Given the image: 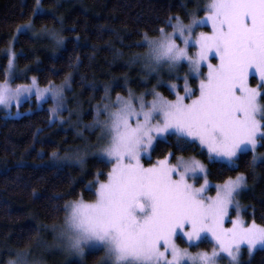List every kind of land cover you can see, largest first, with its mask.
Returning a JSON list of instances; mask_svg holds the SVG:
<instances>
[{
	"label": "snow or ice",
	"instance_id": "obj_1",
	"mask_svg": "<svg viewBox=\"0 0 264 264\" xmlns=\"http://www.w3.org/2000/svg\"><path fill=\"white\" fill-rule=\"evenodd\" d=\"M205 22L211 31L197 35L194 26ZM164 23L157 37L145 33L141 46L147 50L137 59L145 75L156 74L157 84L163 82L160 74L167 72L168 90L175 98L153 86L140 95L130 89L127 98L117 94L113 100L105 87L103 105L95 107L88 125L98 129L95 146L63 159L82 165L91 151L111 168L105 179L98 173L96 183L86 186L95 188L93 200L81 198L64 205L65 220L55 236L56 246L80 257L85 248L102 247L112 264H221L224 256L230 264H239L241 245L247 246L250 256L257 247L264 249V227L240 219L236 196L245 186L243 174L217 184L215 196H207L210 185L200 160L176 156L173 163V152L148 167L142 160L162 139L175 137L179 150L198 144L207 150L209 160L230 165L251 148L255 164L257 145L264 141V0H210L205 18L184 24L177 17L175 23L171 18ZM31 27L29 23L17 31ZM50 35L57 45L63 42L59 33ZM14 57L9 49L0 105L8 108L13 99L19 101L35 89L37 101L51 93L50 111L55 114L63 105L62 87L50 82L40 89L35 78L30 85L12 87ZM185 65L181 92L179 74ZM253 72L258 87L250 86ZM201 174L204 182L196 187L192 181ZM234 203L236 218L226 227ZM209 237L211 251L192 250ZM177 240L186 241V246L180 247ZM7 264L39 262L17 253Z\"/></svg>",
	"mask_w": 264,
	"mask_h": 264
},
{
	"label": "trees",
	"instance_id": "obj_2",
	"mask_svg": "<svg viewBox=\"0 0 264 264\" xmlns=\"http://www.w3.org/2000/svg\"><path fill=\"white\" fill-rule=\"evenodd\" d=\"M195 2L199 0H43L44 5L52 6L51 15L35 13V0H0V83L7 64L6 49L20 26L32 23L41 32H57L63 42L57 45L54 41L55 46L51 42L38 44L27 33L17 35V64L21 69L27 68V74L40 87L70 79L66 98L78 99L85 110V125H89L91 108L103 101L106 86L111 87L112 95L126 96L125 86L139 94L151 85L150 81L143 82L145 74L133 63L146 50L141 46L145 33L149 38L157 37L169 18L175 22L179 17L187 23ZM41 38L45 41L42 43L49 42L46 37ZM191 85L195 88L192 80ZM251 85H257L254 78ZM159 90L172 99L165 88ZM46 106L37 110L35 104L25 102L18 118L0 114V264H7L17 253L31 254L32 261L40 262L51 245L50 240L43 238L44 229L61 227L67 202L93 200L95 188L89 190L86 186L96 183L98 173H103L99 178L105 179L110 170V165L86 158L89 155L84 156L82 165L52 164L53 153L67 154L81 145L76 131L51 121ZM169 152L174 153L172 162L176 156H183L204 163L208 181L214 186L243 174L245 189L238 198L243 221L264 227V141L257 149L261 158L255 164L252 153L245 152L234 166H229L210 162L198 145L179 150L175 137H171L155 145L145 164L154 163ZM177 243L185 246L182 240ZM199 249L211 251L212 245L203 242ZM100 254H88L86 264H95ZM55 260H49V264H61V260ZM241 264H264V249L251 256L243 250Z\"/></svg>",
	"mask_w": 264,
	"mask_h": 264
},
{
	"label": "rangeland",
	"instance_id": "obj_3",
	"mask_svg": "<svg viewBox=\"0 0 264 264\" xmlns=\"http://www.w3.org/2000/svg\"><path fill=\"white\" fill-rule=\"evenodd\" d=\"M42 2H43V0H40V3H39V11L36 12V9H37V0H35V13H47V14H51L52 15L53 14V11H54L53 8H52V6L47 7ZM209 2H210V0H208L206 2H201L200 0H199V2H195V6H194L195 8H194V10H192L191 12H189V20H188V22L187 23H184V24H189L194 19L195 20H200V19L205 18V16H206V5ZM173 23H175V22H173ZM27 24H29V23H27ZM27 24H25V25H27ZM25 25H22L20 27H23ZM31 25H32V23H31ZM17 30H16V32L14 34V39L11 40V42H9L8 48L6 49V50H8V52H7L8 55H9V49H11V51L15 54V57H14V67L11 70L12 75L14 77L12 79V81H11L12 87H16L18 85H20V86L30 85L32 83L33 78H34V77H31V76H29L27 74V71H28L27 68L21 69L18 66V64H17V58H16L17 57V54L15 53V50H14V46H15V44L17 42V35L22 34V33H27L38 44H48V45H50L49 43L51 42L55 46V42H56L55 40L52 39V37L50 35L51 32H48V31L41 32L39 30H36L33 25L31 27V30H26V31H24L22 33L18 32ZM171 30L172 29L170 27L169 32ZM194 31H195V33L197 35L200 32H210L211 31V25L208 24L207 22H205L203 24L195 25L194 26ZM43 36L47 38V40L49 41L48 43H42V42H45L43 40V38H41ZM145 47H146V45H145ZM146 50L144 51V54H145ZM192 51H195V49L193 48ZM8 55H7L6 69L8 67ZM213 62H215L214 58H213ZM133 63L135 65H138V71H141L142 73L145 74V70H144V68L142 66V63H141V61L139 59L135 58L133 60ZM202 67H203V70L206 72L207 71L206 65H202ZM185 71H187V66L186 65H185V68L182 69L181 72H180V74H179L180 77H181V79L179 81V86H180V91L181 92H183V75H184V72ZM253 76H255V73L254 72L252 73V76H250V78H249L250 79V86L251 87H258V83H259L258 78H254L256 80L257 85H255V86H252L251 85V80L253 79ZM145 77H146V79H144L143 82H147V81L149 82L150 81L151 85L148 86L141 93H144L146 91H150L153 88V86H156V91H159L160 92V90H159L160 88H165L169 92V90H168L169 80H168V74H167L166 71L165 72H162L160 74V79H162V81H163L160 84H157V76H156L155 73H153L151 75H145ZM24 79L27 80L26 83H20V82H18V81L24 80ZM70 84H71L70 83V79H66L63 83H61L59 85H55V86H61L62 87V92H63V105H62V107L55 114H53L50 111L54 107V101H53V97H52L51 93H47L46 96H45V98H42L40 101H37L36 95H35V89H33V91H32L31 94H29V93L22 94V96L20 97L19 101L13 99L11 101L10 106L8 108H5L3 105H0V114H2L4 116V118H18V117L21 116V113H20V110H19L20 109V106L23 103H25V102L35 104V108L37 110H39V109L43 108L45 105H47L46 108H47V111L49 112V115L51 117V121L53 123H56L58 126L64 128V129H73L74 131H76V134H77L76 136L80 140V145L81 146L78 147V148H76L75 150L71 151L70 153H67V154L74 153L77 150H83V149H85L86 146L89 149H92L95 146L96 141H97L98 129L97 128H89L88 125H85V123H87V122H85V119H84L85 110L82 109V106L80 105L78 99L75 96H71L70 99L69 98L68 99L66 98V93L70 89ZM190 84H191V80H190ZM147 85H149V84H147ZM37 86L40 89L46 88V87H40L38 84H37ZM108 88H109L108 95L113 100H115V98H116L117 95H112V93H111V87H108ZM124 88L127 91V95L126 96H123V95H120L119 94L122 97L127 98L130 89L132 90V92L135 95H140L141 94V93L136 94L134 92V90L130 86H125ZM171 95H172V99H174L175 98V95L174 94H171ZM147 98L148 99H151V96H148ZM102 105H103V101L100 104H97V103L96 104H93L94 107L92 106V108H91V111H92V114H91V123H92L93 117L95 115V112H94L95 107H97V106L102 107ZM161 141H165V140L162 139ZM260 143H258V145H257L256 153H257V149H258ZM203 151L208 156L207 150L204 149ZM246 152H251L252 153L251 148H249ZM242 153H245V152L239 153L238 156H237V158ZM150 154H151V152L148 155L144 156V158L142 160V163L144 164L145 167H148L150 165V164H145V162L149 161ZM87 155H89V156H87L86 158L98 159L94 154H92L91 151H89V153ZM252 155H253V153H252ZM65 156H66V154H62V155L55 154V156H52L51 157L52 164H55V166H63V165H68V164H78L74 160H71L70 161V160H67V159H63ZM257 156H258V159L261 158L258 155V153H257ZM86 158L84 157V161L86 160ZM186 159H188V158H186ZM236 159H235V161H236ZM209 161L210 162H212V161L222 162V163H225L226 165H229V166H234L235 165V164L234 165H230V164H228L227 161H218V160H209ZM173 163H175V162H173ZM204 166H205V169L207 171V167H206L205 164H204ZM110 168H111V166H110ZM207 180H208V178H207ZM192 182L195 184L196 187H199L200 184H202L204 182V175L201 174L196 181H192ZM209 185H210V190L207 191L205 193V195H207V196H215V194H216L215 187L216 186L212 185L210 182H209ZM244 189H245V186L240 190L239 194L236 196V202H238V204H239V200H238L239 195L241 194V192ZM239 206H240V204H239ZM239 211H240V219L243 220V218H242L243 208L241 206H240V210ZM235 218H236V207H235V203H234L233 206H232V208H231V214H230V216L226 218L225 226L226 227H231V220L232 219H235ZM63 223H64V221H63ZM63 223H62V225H63ZM59 229H60V227H57V228H53L52 227L51 229L50 228H45L44 229V236H43V238H45L47 240H50L51 242L49 244H51V245L48 248L49 251L44 255V257L41 258L40 262L38 261L39 264H49V260H55L56 258L61 260V264H67V263H70V262H75L77 264H86V261H85L86 256L88 254L94 253V252L95 253L96 252H100L101 253L98 261L95 264H112V261L108 260L104 256V251H103V248L102 247L101 248H97V249L85 248V252H84L83 257L75 256V255L69 256L67 253H65L63 251L62 248L56 246L55 236L58 233ZM39 242L41 243V240H39ZM183 242H184V244L186 246V241H183ZM204 242H208V243H210L212 245V242H211L210 237H209V239L207 241H204ZM40 243L38 245H36L37 248H39ZM260 249L261 248L257 247L256 249L253 250V253L255 251H257V250H260ZM192 250L193 251H197V250H199V251H205L203 249H195V248H193ZM243 250L248 253L247 246L246 245H241V252L239 254V264H241V258H242V252H243ZM248 255H249V253H248ZM26 256H27L26 259L31 262L32 261L31 254H27ZM60 260H55V261H60ZM222 261H224L225 264H230L229 259H228L227 256H224V258L221 260V262Z\"/></svg>",
	"mask_w": 264,
	"mask_h": 264
}]
</instances>
